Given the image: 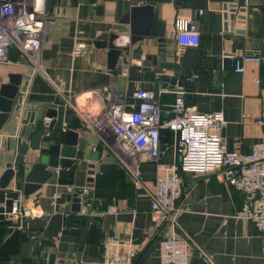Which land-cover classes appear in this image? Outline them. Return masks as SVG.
Here are the masks:
<instances>
[{"label":"crops","instance_id":"crops-1","mask_svg":"<svg viewBox=\"0 0 264 264\" xmlns=\"http://www.w3.org/2000/svg\"><path fill=\"white\" fill-rule=\"evenodd\" d=\"M134 1L49 0L50 17L43 37L41 68L24 55L18 60L0 62L1 81L10 72L24 75L23 84L28 83L23 93L27 108L36 109L47 103L57 105L59 116L54 130L49 132L52 143L62 142L75 115L82 121L77 129L87 146L84 159L76 162L73 185L77 187L73 191L88 187L89 178H93L92 186L82 196V207L88 206L99 223L93 242L86 243L82 252L76 250L70 264H102L103 242L109 235L133 239L139 244L133 264H161L160 240L165 231L152 230L156 217L151 210V196L90 123L83 122L82 115L68 100L75 101L79 95L109 87L111 101L126 96L129 103L137 105L138 99L133 95L138 89L154 91L161 75H178L179 58L186 49L178 43L175 30L179 14L194 16L201 37L198 47L203 51L202 68L184 87L187 104L201 112L223 113L225 123L221 132L229 150L250 153L256 142L264 140V0H158L155 5L160 33L121 47L116 66L110 67L108 48L99 47L96 41L102 34L130 35V25L120 21ZM232 3L239 4L237 13L243 19L237 17L233 28L224 29L226 20L218 22L216 17L223 12L224 5ZM237 29H243L244 33H237ZM76 41L86 44L85 51L77 56L72 53ZM227 53L235 54L233 62L227 75L219 78L217 65ZM246 53L258 54L262 61L242 60L244 70L238 71L236 59H242ZM161 91L157 97L163 117H173L176 96L168 94V88ZM98 95L92 103L82 99L77 102L78 108L91 119L99 118L109 103L105 95ZM13 115L0 133V175L4 171L2 158L7 138L15 135L20 126L21 112ZM50 121L45 118L46 125ZM168 137L160 160L174 163L178 158L177 137L171 131ZM6 155L9 157L4 156L5 162L14 154L11 151ZM59 167V161L51 159L49 169ZM91 170L95 173L91 174ZM141 171L152 188L157 163L147 161L141 165ZM14 185L15 180L11 183ZM183 185V211L176 231L190 242V264H264V232L237 215L245 202L243 191L227 181L222 172L185 173ZM64 191H69L68 185H60L55 173L40 190L15 202V211L4 225L42 235L53 214V198ZM25 208H30V213L21 215ZM1 227L4 226H0V236L6 231ZM58 242L57 237L52 238L48 243L53 247L49 249L53 251Z\"/></svg>","mask_w":264,"mask_h":264},{"label":"built area","instance_id":"built-area-1","mask_svg":"<svg viewBox=\"0 0 264 264\" xmlns=\"http://www.w3.org/2000/svg\"><path fill=\"white\" fill-rule=\"evenodd\" d=\"M49 0H0V62L9 61L8 51L16 48L36 67L41 68L43 37L50 17ZM178 43L182 48L198 47L201 37L193 15L179 14L175 20ZM117 45L130 43V35H120ZM86 44L76 41L73 55H80ZM243 61H262L258 54H243L236 59V69L243 71ZM99 94V95H98ZM98 96L109 99L103 114L91 119L77 106L78 99L93 102ZM137 105L126 96L111 101L109 87L102 91L77 96L68 100L80 113L84 123L101 135L107 146L120 158L123 166L144 186L152 199L151 210L156 217L152 230L165 231L160 240L161 264H190L191 246L188 239L177 234L179 215L183 211V173L209 175L222 172L223 177L245 193V202L238 212L241 218L252 221L264 232V140L254 144L250 153L229 150L222 136L225 118L222 112H201L187 104L185 97H176L172 104L173 117L164 118L163 109L155 92L138 89L134 95ZM71 99V98H69ZM86 105V103H84ZM79 105V104H78ZM169 129L177 137L178 158L174 163L160 160L162 130ZM147 161L157 163L153 187L143 179L141 165ZM77 186H68L73 191ZM88 187H79L80 196ZM31 209L25 208L23 214ZM15 211V208H14ZM83 212H89L85 206ZM139 244L133 239L109 235L103 242L102 264H133L138 257Z\"/></svg>","mask_w":264,"mask_h":264},{"label":"water","instance_id":"water-1","mask_svg":"<svg viewBox=\"0 0 264 264\" xmlns=\"http://www.w3.org/2000/svg\"><path fill=\"white\" fill-rule=\"evenodd\" d=\"M157 1L136 0L122 17L120 22L130 25L131 44H135L144 36H155L160 33L155 5ZM238 9H240L238 3L224 5L223 12L216 17L218 22L226 20L224 29H228L229 26L233 28L237 17L243 19V15L237 13ZM236 31L244 33L243 29ZM119 36L117 33L102 34L96 41L99 47L108 48L109 65L113 68L122 52V48L116 43ZM22 55L16 48H10L8 51L11 60H18ZM234 55L227 53L219 61L217 65L219 78L223 74L227 75ZM126 60L124 57L125 62ZM179 63L181 70L178 75L164 73L160 76L154 90L156 96L162 93V88H168V94L184 97V87L203 66V51L199 47H187L182 52ZM23 78L22 73L10 72L6 80H0V133L5 124L12 120L14 112H21L18 131L7 138L2 158L4 171L0 175V226H4L1 228L6 231L0 236V264H70L76 250L82 252L86 243L93 242L99 223L94 218L97 215L91 214L90 211H82L83 198L78 192L64 191L53 198V214L42 235L38 231L30 232L27 229L20 230L14 226L4 225V221L14 212L15 202L20 200L21 196L27 197L40 190L55 173L60 185L75 186L73 183L76 162L84 159L87 146L86 139L80 137L77 129L82 123L77 115L73 117L65 131L62 142L52 143L49 132L54 130L59 116L57 105L47 103L36 109L27 108L24 105L23 93L27 91L28 83L23 84ZM45 118L51 119L48 125ZM169 133V129L162 130V151L168 144ZM11 151L13 157L5 162L4 156L9 157L6 153ZM51 159L59 161V169H49ZM93 166L92 164L91 167ZM23 172L25 174L21 183L20 177ZM90 173L95 172L91 170ZM67 176H70V179H67ZM13 180L14 187L11 186ZM92 181L93 178L90 177L88 187L92 186ZM56 237L59 242L52 251L49 247L53 246L48 242ZM42 240L44 243H41Z\"/></svg>","mask_w":264,"mask_h":264},{"label":"trees","instance_id":"trees-1","mask_svg":"<svg viewBox=\"0 0 264 264\" xmlns=\"http://www.w3.org/2000/svg\"><path fill=\"white\" fill-rule=\"evenodd\" d=\"M183 174H185V173H183Z\"/></svg>","mask_w":264,"mask_h":264}]
</instances>
